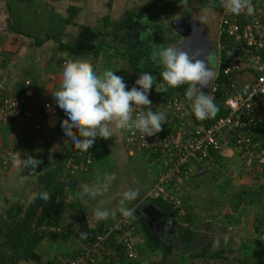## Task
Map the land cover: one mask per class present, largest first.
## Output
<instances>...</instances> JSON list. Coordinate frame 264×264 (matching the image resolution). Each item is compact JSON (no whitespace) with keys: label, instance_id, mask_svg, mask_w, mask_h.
I'll use <instances>...</instances> for the list:
<instances>
[{"label":"crops","instance_id":"0c3cea01","mask_svg":"<svg viewBox=\"0 0 264 264\" xmlns=\"http://www.w3.org/2000/svg\"><path fill=\"white\" fill-rule=\"evenodd\" d=\"M150 3L148 0H0V100L25 96L30 108L45 123L42 130L18 123L0 126V208L9 202L26 208L43 190L40 175L68 153L69 139L60 127L64 115L52 94L59 89L66 62L87 60L100 74L109 69L115 71L126 84L139 78L140 74L132 68L131 71H118V61L126 57L113 48L116 44L110 40L116 43L117 39L122 42L132 38L129 33L134 29L125 26V21L130 13L142 22L150 21ZM160 9L164 10V6ZM195 10L192 8L189 12V7H183L175 13L163 14V18H170L169 24L174 28L170 34V29L160 17V23L156 22L159 40H167L168 46L180 47L184 36L174 21L178 26H184L183 21L187 23ZM213 10L220 16L217 8L213 7ZM117 28L127 32L121 34ZM145 28V33H140L142 39L153 33L152 28ZM104 43L107 49H100ZM217 55L220 57V49ZM218 56L215 57L219 61ZM146 60H151V55ZM154 65V69H161ZM254 77L251 70H246L234 79L246 83L253 81ZM162 95L154 89V111L164 112ZM48 104L52 106L47 107ZM167 123L162 124L161 129L166 130ZM127 134L117 132L113 138L96 139L95 163L90 173L71 176L64 170V178L78 183L77 192H66L63 199L67 204L76 205L73 211H67L64 222L68 219L75 222L73 227L77 234L74 240L66 242L68 249L62 253L58 252V243L50 239L53 238L51 234L55 235L53 230L46 231L47 236L36 250L38 256H42L41 260L52 261L56 254H63L64 259L72 258L84 244L80 241V233L106 226L122 216L117 211L108 220L99 221L93 215L94 210H117L124 191L139 189L137 200L127 205L136 209L134 241L139 258L135 261L125 258L128 261L122 264H250L248 249L251 247L254 249L251 256L258 264H264V241L261 240H264V224L261 223L264 215V163L254 170V175L260 179L259 198L252 196V200H246L242 194L227 193L232 182H245L244 174L249 168L233 147L232 140L226 141L221 152L213 154L207 163L194 164L189 176L180 182L178 190L184 205L182 213L174 221L161 212L153 197L148 196L155 179L166 169V162L149 150H128L123 144ZM13 155L21 158L26 155L45 164L24 169L19 159L12 160ZM107 173L116 175L110 189L95 199L87 196L85 186L94 185ZM171 220L176 227L174 238L169 233ZM148 229L158 239L155 251L152 250ZM64 234L67 233L64 231ZM223 250L225 258L222 259L207 255L192 257L196 253ZM29 262L19 264H31Z\"/></svg>","mask_w":264,"mask_h":264},{"label":"built area","instance_id":"2783aa9c","mask_svg":"<svg viewBox=\"0 0 264 264\" xmlns=\"http://www.w3.org/2000/svg\"><path fill=\"white\" fill-rule=\"evenodd\" d=\"M224 2L218 0L220 57L219 71L212 81V88L215 91L227 88L225 106L230 111L229 115L210 126L202 123L193 128L186 104L176 97L166 98L163 109L173 130L167 132L164 129V132L161 129L157 135L145 137V140L139 134L128 133L123 142L130 151L149 150L166 162V169L155 179L148 196L161 197L175 208L183 206L178 187L189 176L191 167L207 163L214 153L223 150L226 141L232 140L234 148L248 165L264 163V70H257L264 68V0H247L254 9L252 15H248L246 10L241 15L227 14ZM222 37L225 43H222ZM246 70L254 73L253 81L240 83L234 79ZM220 75L229 77V81H221ZM134 83L126 84V90ZM154 97L152 89L149 95L152 104ZM138 111L134 109L133 116ZM11 123L27 128L34 126L36 130L45 128V123L30 108L25 96L0 100V126ZM73 138L79 139V136L74 132ZM70 145L69 140L64 170L71 176L90 173L95 163L97 142L88 153L76 151ZM132 218L120 217L118 221L110 222L85 242L72 258L56 264H116L122 258L137 260L136 225Z\"/></svg>","mask_w":264,"mask_h":264},{"label":"clouds","instance_id":"9594fccd","mask_svg":"<svg viewBox=\"0 0 264 264\" xmlns=\"http://www.w3.org/2000/svg\"><path fill=\"white\" fill-rule=\"evenodd\" d=\"M223 7L231 15H241L245 10L252 15L254 11L247 0H225ZM210 19L206 9L197 20L203 26ZM150 55L152 62L162 68L158 85L151 73L143 72L129 90H126L123 77L116 75L115 71L109 69L100 74L84 59L65 63L59 89L52 94L56 106L64 115L60 127L74 150L88 153L96 139L107 140L117 132L139 134L144 140L157 135L167 120V114L152 108L149 95L153 85L161 93L187 85L184 97L195 119L204 121L215 117L218 108L214 97L204 91L216 78L209 57L200 59L203 52L199 49L190 54L178 45H156ZM134 109H139L135 116ZM74 132L79 139L73 138ZM11 158L13 161L19 159L24 169L38 166L32 157L26 155L23 158L13 155ZM115 180V173H107L94 185L85 186L84 193L93 199L103 196ZM138 197L139 189H129L121 194L117 210L96 208L93 215L99 221H106L118 211L123 218H132L136 209L127 205ZM38 198L47 202L50 196L44 191Z\"/></svg>","mask_w":264,"mask_h":264},{"label":"trees","instance_id":"16d2710c","mask_svg":"<svg viewBox=\"0 0 264 264\" xmlns=\"http://www.w3.org/2000/svg\"><path fill=\"white\" fill-rule=\"evenodd\" d=\"M163 1L164 0H154L148 5L150 11V21L148 22H142L136 19L135 14L130 13L129 17L125 21V26L134 29L129 33V35L132 36L131 43L134 45V47L127 51L120 50L118 47L114 48L118 53L125 56L129 60V64L136 74L149 72L152 75L157 74L159 79H161L160 72L162 70H159L158 68L154 69L155 65L152 60H146L149 58L152 48L156 44L160 45L162 43L165 47H167L169 44L167 40H159L160 36L158 34L156 20L157 18L162 17L163 14L165 15V13L172 14L175 13L177 11L176 9L178 8L185 7L186 9L189 7L187 5V0H169L168 2L165 0L163 13L159 11L157 12V9L160 7V4H162ZM208 1L209 6L218 9V0ZM145 27L152 28L153 33L151 32L152 34L150 33L148 36H146L147 38L142 39L140 33H145ZM225 42V38L222 37V43ZM104 45L106 44L104 43L100 49H103ZM219 79L226 83L229 81V77L223 75H220ZM186 87L187 85H183L179 88H169L168 92H164L163 94H165V96L168 98L171 95L181 92L185 101L184 91L186 90ZM226 91L227 88H220L215 91L213 90L212 86L208 91H205L207 94H210L214 97L218 112L214 118L204 121H198L195 119V117L190 113V109L185 101L187 113L193 124V128L202 123L210 126L216 120L229 115L230 111L225 106ZM172 130L173 127L171 124L167 123L166 131L169 132ZM214 155H216V153H214ZM65 161L66 157H59L53 163V166L39 177V180L43 184L44 188L42 192L47 191L50 196V199L47 202L39 199L38 195L26 208H22L20 205L14 204L13 207H9L6 211L0 210V264H19L22 261L30 260L39 261L40 258L36 250L39 244L47 236V229L60 228L67 211L71 208H76V205L67 204L62 199V196L66 192L76 193L78 190V183L76 180H69L63 176ZM153 202L165 216L171 217L174 219V221H176L177 216L182 213L183 206L181 208H175L173 204L165 201L161 197L153 198ZM263 217L261 218L262 224H264ZM104 227L105 226H102L95 230L89 228L86 236L83 239L84 242L90 241L93 236L101 232ZM63 231H65L67 234L73 233L70 227L65 226ZM148 235L152 244V250H157V237L149 229ZM206 255L213 259L225 258L224 250L214 253H196L192 254V257L198 258ZM58 261L59 260L50 261L49 264H56ZM127 261L128 260L125 258H122L116 264H122L123 262Z\"/></svg>","mask_w":264,"mask_h":264},{"label":"rangeland","instance_id":"374dc122","mask_svg":"<svg viewBox=\"0 0 264 264\" xmlns=\"http://www.w3.org/2000/svg\"><path fill=\"white\" fill-rule=\"evenodd\" d=\"M148 1L150 3L152 0H148ZM187 1H188V4L187 5H190L192 8H196L197 9V10H195L196 13L197 12H200L201 13V11H205L204 9L202 10V8H201L202 6L201 5H206L209 2L208 0H187ZM167 2H168V0H167ZM163 6H165V2L162 3V4H160V7L158 8L159 10H157V11L162 12L163 9H160V8H163ZM209 15H210L211 18L215 17L214 20H215L216 24H219L220 16L217 14V11L211 10V12H209ZM161 19H163V16L160 18V20ZM169 19H167V17H166V18H164V21L166 23V27L170 29V32L169 33L171 34L173 32V28L174 27H171V24H169V23H171ZM160 20L158 18L156 22L159 24L160 23ZM162 23L164 24V22H162ZM174 24L176 25V27L178 29H180L178 31L179 32L180 31L182 32L183 29H181V27H179L176 24L175 21H174ZM178 24L182 25L181 23H178ZM191 25H192V23H191ZM117 32H120L121 34H124L125 32H127V30L126 29L117 28ZM219 33H220V28H219V25H217L215 31L212 33L213 34V37H215L217 39V37H219ZM167 36H170V35H167ZM130 40H132V39L130 37H128L127 40H124L122 42H120L121 39L120 40L117 39L116 43L113 40H110V41L112 42L113 45L116 44L115 46H118V48L120 50L127 51V50H130V49H132L134 47V45L131 43L132 41H130ZM115 46L113 48H115ZM103 47H105V45ZM105 49H107V48L105 47ZM214 51L215 50L211 47V45H208L206 47V49L204 50L203 57H202V58H205L206 56L209 57V58L211 57V62H212V67L213 68H215V65H216V62H217L216 57L214 56ZM116 67H118V71H124V70L125 71H131L130 70L131 69V65L130 64L128 65V59L127 58L124 59V60L118 61V64L116 65ZM161 69L159 68V70H161ZM152 76L154 78V82L157 84L158 81L160 80L159 79V76L157 74H153ZM153 88L155 89V85H153ZM170 97L171 98L172 97H176V98H178L180 101H182L185 104V101H184V98H183L181 92L180 93H176L174 95H171ZM170 97H168V98H170ZM162 98L163 99H166L167 97L165 96V94H163L162 95ZM233 147H234V145H233ZM243 163L247 165L246 166L247 168H249V169H246L245 174H244L245 175V182L243 181L242 184H237L235 181L232 182V187H231L230 190H227V193H231V194H237L238 193V195H241L242 194L244 196V198H246V200H252V198H254V197H258L259 198L258 194H260V192H261V186H260V181H259L260 179H258L259 177H256L254 175V170H257V167L259 165H258V163H255L253 165H248L246 162H243ZM41 186H43L42 183H41ZM252 196H254V197H252ZM62 199H64V195L62 196ZM13 204H14L13 202L6 203V206H4L3 208H0V210L6 211L9 207H13ZM73 209H75V208H71L68 211L69 212L70 211H73ZM118 220H119V218H116V220H113L112 222H116ZM132 221H135V218H132ZM75 224H76L75 222H71L68 219L66 222H64V220L62 221V224H61L60 228L47 229V231H50V230L52 231L53 230V232L55 233V235L51 234V236H50V237H53V238H50V237L49 238L58 243V245H59L58 246L59 247L58 252L64 253V250L67 248L66 247V242L68 240H74V238L76 237L74 235L77 234V231L75 233L74 232L75 230H74V227H73ZM64 226L65 227L66 226L70 227V229L72 230L73 233L72 234H70V233L64 234V231H63ZM82 230L84 231V229H82ZM72 235H73V238H72ZM79 236H80V241L81 242H84L83 239H84V236H86V233L85 232H83L82 234L80 233ZM261 240L264 241L263 239H261ZM44 250H46V249H44ZM248 251L250 253L249 254L250 255V257H249L250 264H253V263H256V262L258 264V261L255 260L256 258L254 259V256H251V254L254 253V249L251 247V249H248ZM61 257H63V258H61ZM258 257L260 258V256H258ZM39 258H42V256H40ZM61 259L64 260V255L63 254H58V255L56 254L55 255V258L53 257L52 261H57V260L60 261ZM31 261L32 260H30V262H29L31 264H49V262H50V260L47 261V260H44V259H42V260L39 259L38 263L37 262H31ZM263 263H264V261H263Z\"/></svg>","mask_w":264,"mask_h":264},{"label":"water","instance_id":"95a60500","mask_svg":"<svg viewBox=\"0 0 264 264\" xmlns=\"http://www.w3.org/2000/svg\"><path fill=\"white\" fill-rule=\"evenodd\" d=\"M201 15L202 14H200V12H197L195 14L192 13L190 18L187 19V23L183 21V24H185L184 25L185 27L182 30V32L180 31L181 34L184 36V39L180 43V49L182 51H186L191 54V52H194L199 49L200 51L204 52V49H206L208 45H211V47L214 50L217 49L219 39L218 37L217 39L213 37V34H212L215 31L216 26L218 25L216 24L214 20L215 17L211 18L209 23L204 24L202 26L197 20L200 18ZM202 57L203 55L200 57V59H203ZM211 86H212V83H211ZM210 87H207L204 90L208 91ZM36 162L39 167H43V165L45 164L44 162L41 163L39 160H36ZM84 224L88 227L87 222L85 220H84ZM170 226H171V229L169 233L172 235V238H174L176 235V227H175L173 220L170 221Z\"/></svg>","mask_w":264,"mask_h":264},{"label":"flooded vegetation","instance_id":"af4514ba","mask_svg":"<svg viewBox=\"0 0 264 264\" xmlns=\"http://www.w3.org/2000/svg\"><path fill=\"white\" fill-rule=\"evenodd\" d=\"M163 2H165V1H163ZM202 7V10L204 9V10H208L209 9V12H211V10H213V7L212 6H209V4L207 3L206 5H201ZM189 12H192V7L189 5ZM204 13V11H201V13L200 14H203ZM216 14V13H215ZM164 19V18H163ZM183 25H185V24H183ZM180 27V26H179ZM183 27V29H184V27L185 26H181V28ZM219 38V37H218ZM205 50V49H204ZM217 51H219V47H217V49H215V51H214V56H218L217 55ZM200 58V57H199ZM218 58H219V56H218ZM204 59V58H203ZM217 60V62H216V65H215V72L217 73L218 71H219V63H218V59H216ZM210 66L212 67V62H211V57H210Z\"/></svg>","mask_w":264,"mask_h":264}]
</instances>
